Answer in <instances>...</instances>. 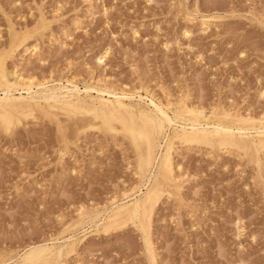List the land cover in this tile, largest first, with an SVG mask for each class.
<instances>
[{"label": "rangeland", "instance_id": "rangeland-1", "mask_svg": "<svg viewBox=\"0 0 264 264\" xmlns=\"http://www.w3.org/2000/svg\"><path fill=\"white\" fill-rule=\"evenodd\" d=\"M0 57L36 89L95 83L137 107L264 121V0H0ZM63 111H0V264L39 247L31 264H264V148L174 140L139 195L154 151L123 122L144 121Z\"/></svg>", "mask_w": 264, "mask_h": 264}, {"label": "bare ground", "instance_id": "bare-ground-1", "mask_svg": "<svg viewBox=\"0 0 264 264\" xmlns=\"http://www.w3.org/2000/svg\"><path fill=\"white\" fill-rule=\"evenodd\" d=\"M16 40L17 39H15L14 41L16 42ZM18 46L19 45H15V48H18ZM37 47L38 46L35 47V50L38 49ZM108 55L109 52L107 51L105 52L104 55H102V57H100L98 61L103 62V60ZM5 62L6 61L2 57H0V91L2 92V96H0V111L11 110V109L21 110L28 107L36 108L43 105L45 107L52 105L53 107L61 106V108H63L65 112L71 114L73 111L82 109L83 104H90V106L93 107V109L96 111L97 117H101L102 115L105 118H107L105 121L109 120V117L113 114H118L119 117L125 114L129 116H134V115H136V117L139 116L145 123L144 127L142 128L138 127V125L135 124H128L123 122V127L133 136L135 141H138L143 138L146 139L147 144L149 146L148 150L150 154L153 153L152 151H154V155L151 156L152 162L150 164L149 170L148 172L145 171L146 173H144V175L142 176L143 182L141 181L142 185L138 191L140 193L139 195L143 193L145 187L147 190H149L150 187H152L154 183H156V180L158 176H160V174L162 173V170L168 167L170 158L173 154V150H175L173 147L174 140H178L179 142L186 144L208 143V144H212L213 147H217V148L224 147L225 149H227V151L231 152L232 150H235L237 147L240 146L237 144L238 140L243 141L244 139L246 140V138H250L253 140L257 148H264L263 119H262L263 122H253L254 120L243 121V122L242 121L236 122L235 120L226 121L225 119L223 120L219 118H214L210 114L206 113V111H204L203 109L200 110V108L198 109L195 106L184 107L181 110H177V109L173 110L168 105H165L162 102H155L153 98L149 100L150 104L148 102L149 107L146 105L147 107L146 109V107L144 108L145 104H147L145 103V99H144L145 104L142 105L143 108L137 107L134 106L136 104L133 103L134 100H136L133 94L128 93L126 90L116 91L117 89L116 90H112L113 88L108 89L107 86L102 88L97 86L98 84L95 86L94 85L95 83L93 84L91 83V85H93L94 87L89 84H88L89 86L85 84L86 86L84 87V89H81L79 88V86L73 84V82L70 83L71 84L70 86H67L66 84L64 85H62L61 83L58 84L59 81L57 82L55 81V79H51L57 82L58 85H53V86L50 85V87L41 89L42 88L41 86H43L41 82H39L40 84L37 83L39 85H35L32 79H25L21 75H18V72H12L8 74L5 72L7 75L5 74L3 75L2 71L4 70ZM67 82H71V79L70 81ZM35 86L41 88L36 89L37 87ZM34 88L37 91L36 90L34 91ZM19 90L25 91V93H20L19 96H16L15 92L18 93ZM95 94H97V96H95ZM138 97L141 101L140 102H138L137 100L136 101L140 104L142 103L143 98L141 95H139ZM128 101L129 103H127ZM237 118H239V116ZM136 146L138 147V145ZM139 147L138 149H140ZM252 147L254 146H251V148ZM176 170H179V168ZM117 202L113 206L111 205V208L113 207L111 209L112 212L122 211L126 207L125 204H119ZM140 203H139V199L136 198L135 202L132 205V211L135 217H137L138 214L140 213V210H142V203L141 204ZM142 221L144 222V220ZM68 239H69L68 242H66V244L64 245L72 243L76 240L74 238V235ZM56 247L57 246L53 245L51 246L50 249L47 248L48 249L47 253L48 254L54 253V251L57 250ZM44 249H46V247L30 249L19 259L13 261L12 264L34 263L45 255ZM6 261L3 262V264H5Z\"/></svg>", "mask_w": 264, "mask_h": 264}]
</instances>
